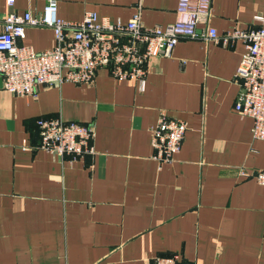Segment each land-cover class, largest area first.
Masks as SVG:
<instances>
[{"label": "crops", "instance_id": "obj_1", "mask_svg": "<svg viewBox=\"0 0 264 264\" xmlns=\"http://www.w3.org/2000/svg\"><path fill=\"white\" fill-rule=\"evenodd\" d=\"M58 16L87 12L127 22L137 0H56ZM47 0H0V15H33ZM177 0H143L144 27L175 21ZM264 0H212L210 26L264 28ZM198 27V32L203 30ZM19 45L54 46L47 27H28ZM244 45L181 39L153 59L145 90L106 70L93 85L39 87L12 96L0 77V264H264V186L236 171L264 170V142L233 110ZM186 123L171 164L152 159L158 114ZM93 123L94 155L70 164L39 150L37 119Z\"/></svg>", "mask_w": 264, "mask_h": 264}, {"label": "built area", "instance_id": "obj_2", "mask_svg": "<svg viewBox=\"0 0 264 264\" xmlns=\"http://www.w3.org/2000/svg\"><path fill=\"white\" fill-rule=\"evenodd\" d=\"M143 0H137L136 13L127 22L99 18L94 12L77 22L58 16L56 0H47L41 13L0 15V77L3 89L12 96L37 98L39 87L64 83L93 85L98 70H106L118 81L131 80L140 92L145 90L148 66L153 59L169 58L181 39H199L206 44L228 47L237 41L244 54L236 71L241 93L233 110L252 119L253 140L264 142V28L229 29L219 36L210 26L212 0H177L173 23L164 27H144L140 19ZM14 0H7L12 7ZM263 21L264 16H256ZM203 30L198 32V27ZM28 27H47L53 32L52 49L37 53L18 41ZM38 149L73 164L94 155L93 123L82 124L61 118L37 119ZM187 130L186 123L158 114L151 129L152 159L160 166L171 164L180 153ZM240 178H251L264 186V170L236 171ZM177 255L157 257L154 264H178Z\"/></svg>", "mask_w": 264, "mask_h": 264}]
</instances>
